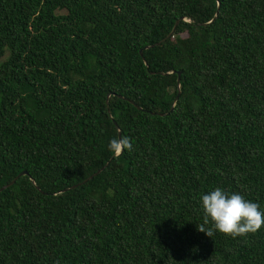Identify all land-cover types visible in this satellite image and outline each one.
Segmentation results:
<instances>
[{"label": "trees", "instance_id": "1", "mask_svg": "<svg viewBox=\"0 0 264 264\" xmlns=\"http://www.w3.org/2000/svg\"><path fill=\"white\" fill-rule=\"evenodd\" d=\"M22 171L0 264H264V225L198 231L216 187L264 212V0H0V188Z\"/></svg>", "mask_w": 264, "mask_h": 264}, {"label": "clouds", "instance_id": "2", "mask_svg": "<svg viewBox=\"0 0 264 264\" xmlns=\"http://www.w3.org/2000/svg\"><path fill=\"white\" fill-rule=\"evenodd\" d=\"M109 149L119 157L126 149L133 150V143L127 136L112 139ZM204 212V223L198 224V231L214 237L215 232L230 235L233 239L255 234L264 225V212L260 205L246 199L239 193H229L222 187H216L201 197ZM211 219L213 228H206L205 224Z\"/></svg>", "mask_w": 264, "mask_h": 264}, {"label": "water", "instance_id": "3", "mask_svg": "<svg viewBox=\"0 0 264 264\" xmlns=\"http://www.w3.org/2000/svg\"><path fill=\"white\" fill-rule=\"evenodd\" d=\"M216 15H217V13H215L214 18L216 17ZM214 18H213V19H214ZM176 23H177V21H176ZM176 23H175V25L173 26V28L171 29V31L169 32V34L167 35V37H170V36L173 35V33H174V31H175ZM179 75H180V72H178L177 82L180 81ZM103 168H104V167H101L99 170H97V171L94 172L93 174L89 175L87 178H85V179L83 180V182H86V181H88L89 179H92V178H93L96 174H98ZM26 173H27L26 171H22V172H20V173H19L15 178H13L9 183H7V184H5L4 186H2V187L0 188V191H1L2 189H4V188H7V187L10 186L11 184H13L17 178H19L21 175H24V174H26ZM83 182H81V183H83ZM72 187H74V186H72Z\"/></svg>", "mask_w": 264, "mask_h": 264}]
</instances>
